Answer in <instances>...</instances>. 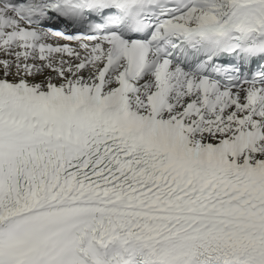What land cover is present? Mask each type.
I'll return each instance as SVG.
<instances>
[{
	"label": "snow or ice",
	"instance_id": "1",
	"mask_svg": "<svg viewBox=\"0 0 264 264\" xmlns=\"http://www.w3.org/2000/svg\"><path fill=\"white\" fill-rule=\"evenodd\" d=\"M0 264H264V0H0Z\"/></svg>",
	"mask_w": 264,
	"mask_h": 264
}]
</instances>
